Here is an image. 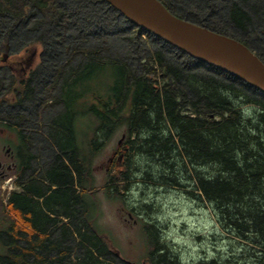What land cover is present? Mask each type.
Masks as SVG:
<instances>
[{
  "label": "trees",
  "instance_id": "16d2710c",
  "mask_svg": "<svg viewBox=\"0 0 264 264\" xmlns=\"http://www.w3.org/2000/svg\"><path fill=\"white\" fill-rule=\"evenodd\" d=\"M61 1L68 0H0V57L9 52L15 29L34 13L41 15L34 24L40 32L34 43L41 47L66 32L69 25L87 30L94 25L103 30L109 27V13L121 17L105 0H79L77 7L68 9L61 7ZM159 1L173 15L187 20L177 15L169 0ZM103 4L107 7L104 10L95 7ZM230 14L233 24L242 30L252 23L249 13L239 5H234ZM125 21L135 27L134 45H140L141 34L148 37V51L139 59L137 70L113 56L105 39H101V45L71 48L70 58L60 61L49 82L32 87L27 79L15 76L4 93L13 94L17 89L22 94L20 104L25 91L29 96L27 103L39 101L31 118L29 111L18 113L12 108L6 116L21 126L32 123L36 150L47 151L46 155H35L33 170L38 172L37 179L25 188L32 194L15 198L18 206L33 215L31 226L39 234L35 238L42 237L44 220L41 213L30 209L35 206L31 204L33 195L43 198L46 190L55 186L46 204L64 202L69 212L81 200V228L74 232L72 225L66 226L59 238L49 239L48 250L44 249L43 254L47 251L54 255L63 250L66 264H125L106 258L112 255L97 224L99 206L96 200L90 201L101 190L94 185L93 159L125 126L123 147L127 148V159L123 167L113 166L108 172L103 188L108 198L119 200L123 191H129L133 163L128 155L134 152L149 164L143 173L145 180L184 188L194 203L211 209L218 225L214 237L227 241L231 250L233 244L238 245L229 256L202 259L199 264H264V98H250L237 86L245 84L261 96L264 92L207 64L204 73L190 71L188 64L197 61L128 19ZM151 38L152 42L169 47V53L180 52L184 64L150 49L147 43ZM243 44L247 46L246 42ZM256 55L262 60L261 55ZM85 115L94 121L87 123L90 131L79 132L75 127L84 123L81 119ZM84 137L90 140L85 143ZM76 153L81 169L80 196L74 189L72 170L63 159L70 164ZM39 165L43 169L39 170ZM143 230L152 248L148 264H181L161 241L157 224L145 222ZM20 240L19 255L26 262L24 258L35 255L36 250L26 233L21 234Z\"/></svg>",
  "mask_w": 264,
  "mask_h": 264
},
{
  "label": "rangeland",
  "instance_id": "374dc122",
  "mask_svg": "<svg viewBox=\"0 0 264 264\" xmlns=\"http://www.w3.org/2000/svg\"><path fill=\"white\" fill-rule=\"evenodd\" d=\"M80 2L79 0L61 1L60 5L68 9L72 6L77 7ZM169 3L174 6L177 15L183 16L187 19L186 21H198L202 24L199 26L212 32L217 34L222 32L227 37L242 43L246 42L247 47L253 53L261 55L264 61V0H169ZM234 5L242 7L252 18L251 25L245 30L238 28L231 20L230 13ZM95 7L99 10L107 8L104 4ZM40 18L41 15L38 13L31 14L26 22L18 26L10 38L9 52L5 53L6 57H0V95H4L7 91L12 78L14 80L16 76L19 80L26 79V74L29 76L34 69L37 70L35 77L40 79L42 85L49 82L60 61L68 60L71 48L77 46L84 48L101 45V39H105L112 55L127 61L134 70L138 69L139 59L145 56L146 50L148 51L146 47L148 37L141 34L140 45H134L135 27L126 23L124 16L116 17L114 13L108 14L109 27L106 29L100 30L93 25L91 30H87L72 24L68 26L66 32H61L47 46L41 47L34 43L40 35V32L34 29V24ZM1 41L2 37H0V43ZM84 41L87 42L84 43ZM152 41L153 38L149 39L151 45L147 43L150 49L163 54L164 57L177 64H184V56L178 55L181 54L180 52L169 53V47ZM78 60L79 58H76V62ZM195 61L197 62L188 64L190 71L197 74L204 73L205 63ZM237 87L250 98H264V95L261 96L255 89L245 84ZM6 96L11 98L14 92ZM22 104L23 109L18 106V108L14 107L13 111L18 113H22L23 110L29 111L27 115L31 118L39 101L37 99L30 104L27 102H22ZM246 107L251 106L245 105ZM81 120L84 123L79 122V126L75 127L76 130L90 131L87 123L94 121V118L85 115ZM13 125L17 124L14 122ZM25 127L26 133L34 130L32 123ZM126 129L125 126L120 127L93 159L94 185L101 190L96 198L91 197L90 201L96 200L99 206L97 224L104 232L110 254H113L110 258L117 261L121 258L130 264H148V255L152 248L143 230L145 222L159 226L161 241L166 243L170 251L178 256L181 264H199L202 259L215 256L226 257L231 251H236L237 244H233L231 250V247L227 246V241L223 243L214 237L218 225L211 209L194 203L192 197H188L182 187H172L145 180L143 173L148 164L147 160L137 157L134 152L128 155L133 163L129 191H123L119 200H113L105 195L103 188L108 180V167L110 166V169L113 167L109 160L116 150L124 148L125 140L122 144L119 142L126 133ZM88 140L90 137L88 139L84 137L85 143Z\"/></svg>",
  "mask_w": 264,
  "mask_h": 264
},
{
  "label": "flooded vegetation",
  "instance_id": "af4514ba",
  "mask_svg": "<svg viewBox=\"0 0 264 264\" xmlns=\"http://www.w3.org/2000/svg\"><path fill=\"white\" fill-rule=\"evenodd\" d=\"M34 70L29 76L26 74V82L32 87L34 84L41 85L40 79L35 77L37 70ZM14 92V96L11 98L0 95V264H66L63 250L54 255L47 251L43 254V251L44 249L48 250L49 239L55 241L57 236L59 238V234L66 226L70 227L72 225L73 230L81 228V200L79 198V201L74 203L72 211L69 212L64 202L46 204L51 191L56 189L55 186H52V190L47 189L43 198H37L33 195L31 204H35V206H31L30 209L41 213L44 220L43 229L40 233L42 237L40 240L35 238V235L39 238V234L37 229L31 226L33 215L18 206L15 198L28 193L32 194L31 191L25 190V188L29 187L34 179H37L38 172L33 170L34 158L40 154L46 155L47 151L44 148H40L39 152L36 150L35 130H29L26 133L25 126L13 125V122L6 118L10 112L9 109L23 105L19 103L22 94L17 93V89ZM28 97L25 91L23 102H26ZM19 108L23 109V106ZM125 139L126 137L123 136L119 143L122 144ZM126 152L127 148L116 150L109 160L110 165L123 167ZM75 155L76 159L71 160L70 164L66 158L63 159L72 170L74 189L76 194L80 196V159L79 153ZM72 163H74V168L71 167ZM38 167L39 170L43 169L42 165ZM108 169L110 170V166ZM43 183L45 186H49L46 181H43ZM22 233H26L28 242L34 245L36 250L35 255L24 258L26 262L19 255ZM74 236L77 238L76 234ZM77 243H79L78 238ZM111 255L113 257V254ZM106 258L111 259L110 256ZM119 260H122L125 264H130L121 258Z\"/></svg>",
  "mask_w": 264,
  "mask_h": 264
},
{
  "label": "water",
  "instance_id": "95a60500",
  "mask_svg": "<svg viewBox=\"0 0 264 264\" xmlns=\"http://www.w3.org/2000/svg\"><path fill=\"white\" fill-rule=\"evenodd\" d=\"M105 1L170 46L264 92V63L242 42L173 15L159 0Z\"/></svg>",
  "mask_w": 264,
  "mask_h": 264
}]
</instances>
